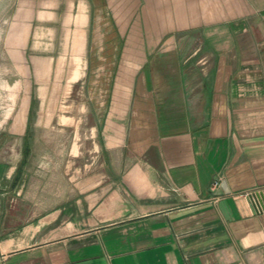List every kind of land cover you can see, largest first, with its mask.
<instances>
[{"label": "crops", "instance_id": "0c3cea01", "mask_svg": "<svg viewBox=\"0 0 264 264\" xmlns=\"http://www.w3.org/2000/svg\"><path fill=\"white\" fill-rule=\"evenodd\" d=\"M24 14L28 82L0 119V264H264V210L244 194L264 187V0ZM49 79L85 84L74 122L73 102L31 119L46 96L31 81Z\"/></svg>", "mask_w": 264, "mask_h": 264}, {"label": "rangeland", "instance_id": "374dc122", "mask_svg": "<svg viewBox=\"0 0 264 264\" xmlns=\"http://www.w3.org/2000/svg\"><path fill=\"white\" fill-rule=\"evenodd\" d=\"M29 1L33 0H0V119H5L8 114L7 108L10 107L12 102L10 93L19 89L21 84L28 82V80L24 82L22 80H18L20 74L17 71V64L14 63H17L18 57H22L23 51H28L25 47L28 45L26 42L30 31V24L24 14V6ZM34 24L36 23H33V27L36 26ZM30 35L32 38V31L30 32ZM21 60H23V57ZM32 71L33 69H31V73ZM37 82L41 83L40 88H43L44 91H46V96L43 101L40 100L37 102V105L39 104V111L33 114L31 119L36 120L38 117L42 119H49L52 115H55L53 120L58 119L56 115L60 114V112L57 114L50 112L49 110H46V106L49 109L50 106L54 104H57L56 106H58L61 102H73L74 104L73 108L68 107L66 108V111H63L65 116L71 114L69 118L64 116L65 120L70 119L74 122V116L77 113L78 115L84 113H76V110L77 105L85 103L87 100L85 84H83L84 88L81 89L79 86H75L74 83H71V81L65 80L49 79L36 82L33 80L31 81V83L35 86ZM70 88L72 89V92L69 96L67 95V92ZM78 109H80L79 106ZM36 131L37 133H35V135L39 134L38 132L40 131L47 139H49L48 136H54L55 133L54 129L36 128ZM84 131L80 134L85 135ZM34 147L36 152H44L45 150L53 152L56 150L54 143L47 145L44 143H38L35 144ZM66 147L68 149L70 145L68 144Z\"/></svg>", "mask_w": 264, "mask_h": 264}, {"label": "built area", "instance_id": "2783aa9c", "mask_svg": "<svg viewBox=\"0 0 264 264\" xmlns=\"http://www.w3.org/2000/svg\"><path fill=\"white\" fill-rule=\"evenodd\" d=\"M244 194L250 198L254 212H261L264 210V187L255 188Z\"/></svg>", "mask_w": 264, "mask_h": 264}, {"label": "water", "instance_id": "95a60500", "mask_svg": "<svg viewBox=\"0 0 264 264\" xmlns=\"http://www.w3.org/2000/svg\"><path fill=\"white\" fill-rule=\"evenodd\" d=\"M225 190L222 188V186H221V191L219 192V193H215V195H220V194H222V192H224ZM226 192V191H225Z\"/></svg>", "mask_w": 264, "mask_h": 264}]
</instances>
